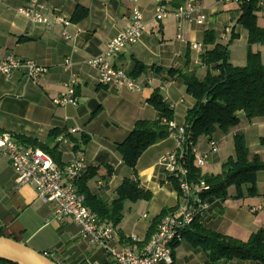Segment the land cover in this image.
<instances>
[{
    "label": "crops",
    "instance_id": "0c3cea01",
    "mask_svg": "<svg viewBox=\"0 0 264 264\" xmlns=\"http://www.w3.org/2000/svg\"><path fill=\"white\" fill-rule=\"evenodd\" d=\"M196 1L207 17L203 25L180 23L172 15L158 21L156 0H138L136 5L146 25L143 37L110 60L112 66L124 67L129 74L136 64L143 66V74L133 77L143 89L133 92L123 86H100L98 70L88 65L128 27L134 6L131 0H0V63L14 56L48 70L36 81L30 80L25 70H16L10 77L0 72V129L40 143H48L53 130L62 132L60 137H66V142H59V137L53 144H58L62 167L83 156L88 172L95 173L88 183L91 194L113 203L122 183L135 177L134 171L124 164L118 145L128 138L136 122L157 118V112L148 103L156 89H161L174 110V122L185 124L195 101L186 93L183 81L170 78L168 73L189 65V70L195 69L200 79L205 77L207 68L193 44L202 45L205 52L207 32H212L222 44H228L235 36L229 50L230 62L246 65L249 33L237 23L239 5L224 4L221 0ZM21 9L35 11L50 20L63 17L69 24L35 23L22 15ZM78 9L85 10L87 16L77 22L74 17ZM263 11L264 6L257 14V23L264 29ZM251 49L261 54L264 63V45H253ZM67 60L72 62L71 70L65 68ZM72 78L77 81L78 106L55 105L54 99L67 91ZM239 118V127L228 134L218 132L213 138L199 140L197 146L202 153L209 151L211 140L219 145L218 153L209 158L202 170L204 174L221 173L222 166L235 155L237 134H243L251 154L264 161V118L248 121L243 113H239ZM73 130L76 132L72 133ZM76 146L80 149L76 150ZM174 150L175 142L168 138L140 158L136 180L142 189L152 193V199L126 203L113 246L133 245L136 251L141 250L153 221L164 210L180 205V195L160 163L162 157ZM249 188L244 187L241 199L236 198L235 188L230 189L227 200L213 197V206L203 222L205 228L244 242L264 230V172L257 175L256 195H249ZM0 235L47 255L58 264H114L105 249L81 237V229L72 218L57 217L56 205L42 202L34 186L18 185L17 174L2 152ZM174 259L176 264H211L206 252L186 239L175 250ZM221 264L261 263L233 260Z\"/></svg>",
    "mask_w": 264,
    "mask_h": 264
},
{
    "label": "trees",
    "instance_id": "16d2710c",
    "mask_svg": "<svg viewBox=\"0 0 264 264\" xmlns=\"http://www.w3.org/2000/svg\"><path fill=\"white\" fill-rule=\"evenodd\" d=\"M186 1L176 0L173 8H180ZM262 1L264 2V0H251L249 3L239 5L237 23L249 33L245 66H235L230 62L229 50L232 42L236 39L235 36L228 44H222L217 42L212 32H207L204 37V45L207 50L200 57L202 65L207 68L205 77L200 79L195 69L189 70V65L168 73L170 78H179L183 81L186 93L195 101L194 106L187 112L185 125L189 126L192 131L196 145L202 138H213L218 132L228 134L231 130L239 127V113H243L248 121L264 118V63L261 54L253 53L251 49L253 45H264V29L260 28L257 23V14L262 9L260 6ZM86 16L85 10L78 9L74 19L78 22ZM187 62L189 64V60ZM143 72V66L138 63L131 76L140 77ZM148 103L157 112V118L152 121L136 122L128 138L117 148L124 164L135 173L133 179L125 180L117 189V200L109 204L91 194L88 183L94 177L95 173L92 171L88 172L77 184L78 192L86 198V205L103 222L115 228L119 227L124 219L126 203L152 199V193L142 189L136 180L135 169L140 158L149 148L169 138V123L175 120V112L165 100L160 88L154 91ZM61 135L62 132L53 130L49 135L48 143H40L25 137H17V139L21 144L43 150L62 167L58 144L53 146ZM84 139L86 144L87 138ZM261 144L264 146V138L261 140ZM79 149L80 147L76 146V150ZM234 150V157H231L222 166V171L218 175L204 174L201 169L196 167L194 156L190 151L188 152L185 167L189 170L190 180L204 181L209 185L211 192L207 196L224 201L229 198L230 189L235 188L236 198L241 199L244 197V187H250L249 195H256L257 175L259 172H264V161L260 156L251 154L243 134L234 136ZM174 186L179 193L176 183ZM176 209L164 210L153 221L145 243L150 241L161 222L167 216L175 213ZM184 239L203 249L211 264H221L233 260L255 261L264 264V230H260L244 242L208 230L203 223L197 222L186 230ZM179 244L173 245L174 256ZM0 264L10 263L0 261Z\"/></svg>",
    "mask_w": 264,
    "mask_h": 264
},
{
    "label": "built area",
    "instance_id": "2783aa9c",
    "mask_svg": "<svg viewBox=\"0 0 264 264\" xmlns=\"http://www.w3.org/2000/svg\"><path fill=\"white\" fill-rule=\"evenodd\" d=\"M133 3L132 17L125 31L107 43L104 53L88 61V65L99 72V84L103 87L123 86L133 92H140L143 86L129 74L124 67H114L110 60L121 54L126 47L137 44L143 37L146 25L142 13L137 7L138 0ZM176 0H156V19L163 21L174 16L180 23L203 25L207 20L200 4L189 0L180 8H173ZM251 0H221L224 4L241 5ZM261 7L264 6L262 1ZM20 13L35 23L68 25L63 17L50 20L41 14L21 9ZM193 49L199 54L203 47L193 44ZM72 62L67 60L65 68L72 69ZM16 70H25L27 77L36 81L48 72L32 61H21L14 56L0 63V72L10 77ZM77 81L72 78L67 85V91L54 99V104L60 107L78 106L79 98L76 92ZM76 131L73 130L72 133ZM169 138L175 142V150L164 157L160 163L164 166L171 182L179 188L180 205L175 213L167 216L160 224L157 232L143 248L136 251L133 245L122 248L113 246L116 240V228L103 222L99 216L86 205V198L80 194L77 184L88 173V166L83 156L64 167L58 166L54 159L41 149L21 144L14 134L0 129V152H2L17 174V184L31 185L37 190L44 203L56 205L57 217H70L81 229V237L103 248L113 259L114 264H176L173 245L181 243L184 233L195 223H203L205 216L211 210L212 196H207L211 188L204 181L190 180L189 170L185 167L187 154L194 156L195 165L203 170L209 158L219 151L216 141L209 142V151L201 152L193 140L189 126L169 123ZM59 142H66V137H60ZM137 242L136 238H132Z\"/></svg>",
    "mask_w": 264,
    "mask_h": 264
},
{
    "label": "water",
    "instance_id": "95a60500",
    "mask_svg": "<svg viewBox=\"0 0 264 264\" xmlns=\"http://www.w3.org/2000/svg\"><path fill=\"white\" fill-rule=\"evenodd\" d=\"M0 261L10 264H58L20 242L0 236Z\"/></svg>",
    "mask_w": 264,
    "mask_h": 264
},
{
    "label": "rangeland",
    "instance_id": "374dc122",
    "mask_svg": "<svg viewBox=\"0 0 264 264\" xmlns=\"http://www.w3.org/2000/svg\"><path fill=\"white\" fill-rule=\"evenodd\" d=\"M264 12V11H263ZM236 52L237 51H235V52H233V59H234V57H235V54H236ZM234 61V60H233ZM235 66H238V65H236V63H235ZM179 115V114H178ZM181 115V114H180ZM222 171V170H221ZM216 175V174H215ZM186 243H184L183 245H185Z\"/></svg>",
    "mask_w": 264,
    "mask_h": 264
}]
</instances>
